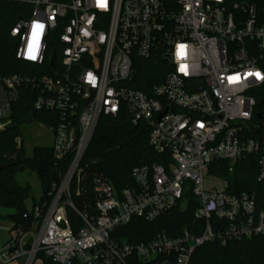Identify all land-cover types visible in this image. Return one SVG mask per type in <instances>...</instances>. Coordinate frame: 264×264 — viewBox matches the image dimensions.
I'll list each match as a JSON object with an SVG mask.
<instances>
[{
	"label": "built area",
	"instance_id": "2783aa9c",
	"mask_svg": "<svg viewBox=\"0 0 264 264\" xmlns=\"http://www.w3.org/2000/svg\"><path fill=\"white\" fill-rule=\"evenodd\" d=\"M0 1L26 6L11 29L17 57L48 58L52 70L0 75V129L28 91L33 109L48 111L37 121L53 133L55 171L0 264H190L206 242L264 234V0ZM154 55L163 78L134 87L136 57ZM124 107L135 125L148 124L158 159L134 166L132 183L117 189L86 153L101 116ZM250 156L257 189L232 192L231 180L209 172L225 161L234 173ZM191 202L192 230L142 241L118 234Z\"/></svg>",
	"mask_w": 264,
	"mask_h": 264
},
{
	"label": "trees",
	"instance_id": "16d2710c",
	"mask_svg": "<svg viewBox=\"0 0 264 264\" xmlns=\"http://www.w3.org/2000/svg\"><path fill=\"white\" fill-rule=\"evenodd\" d=\"M25 7L15 1H0V75L46 74L52 71L48 58L38 64L17 57L18 41L11 34V29L19 17H24ZM54 52L59 59V49ZM136 64L138 72L134 87L148 91V81L158 82L163 78L165 67L158 55L136 57ZM27 94L28 91H22L13 107L11 124L0 129V206L12 209L3 217L10 219L13 227L31 222V218L24 215L30 212L25 199L31 195L32 188L17 183V172L31 169L37 173L43 188L40 199L46 195L55 177L51 146H36L30 156L25 155L23 144L17 146L16 138L21 137V125L31 118L42 120L48 113L33 109V100L28 99ZM149 132L148 124L141 122L135 125L124 107L117 116H101L86 155L98 159L95 170L107 174L114 186L120 189L132 183L131 170L134 166L158 159V154L149 144ZM209 172L231 180L232 192L262 186L256 180L257 168L251 156L239 162L234 173L229 172L225 161L214 162ZM185 196L192 201L191 192L185 193ZM195 205L192 202L183 208L179 205L152 222L134 218L127 225L119 227L118 234L129 241L152 239L159 233L178 236L187 229L192 230ZM44 258L50 264V259ZM73 264L81 263L76 260ZM190 264H264V234L233 240L226 245L206 242L195 249Z\"/></svg>",
	"mask_w": 264,
	"mask_h": 264
},
{
	"label": "rangeland",
	"instance_id": "374dc122",
	"mask_svg": "<svg viewBox=\"0 0 264 264\" xmlns=\"http://www.w3.org/2000/svg\"><path fill=\"white\" fill-rule=\"evenodd\" d=\"M21 138L25 155L30 156L36 146H51L53 143V133L47 126H42L35 118H31L21 125ZM207 177H212L207 175ZM16 181L20 185H30L32 193L25 199L29 210L33 209L43 193L42 184L37 173L31 169H22L16 174ZM3 212H11L12 209L1 206ZM2 213H0L1 215ZM3 214L2 216H5ZM1 239V238H0ZM9 240V239H8ZM7 240V241H8ZM7 241L5 243H7ZM4 243V244H5ZM3 244V245H4ZM1 245L0 249L3 247Z\"/></svg>",
	"mask_w": 264,
	"mask_h": 264
},
{
	"label": "crops",
	"instance_id": "0c3cea01",
	"mask_svg": "<svg viewBox=\"0 0 264 264\" xmlns=\"http://www.w3.org/2000/svg\"><path fill=\"white\" fill-rule=\"evenodd\" d=\"M0 213H2L1 215H3L10 212H3L0 206ZM13 226L14 223L10 219H7L3 216L0 217V247L10 238Z\"/></svg>",
	"mask_w": 264,
	"mask_h": 264
},
{
	"label": "water",
	"instance_id": "95a60500",
	"mask_svg": "<svg viewBox=\"0 0 264 264\" xmlns=\"http://www.w3.org/2000/svg\"><path fill=\"white\" fill-rule=\"evenodd\" d=\"M55 58L56 56L53 55L52 58H51V62H50V65L53 66L54 65V62H55Z\"/></svg>",
	"mask_w": 264,
	"mask_h": 264
},
{
	"label": "snow or ice",
	"instance_id": "6c2138e0",
	"mask_svg": "<svg viewBox=\"0 0 264 264\" xmlns=\"http://www.w3.org/2000/svg\"><path fill=\"white\" fill-rule=\"evenodd\" d=\"M37 28H39L40 26H36Z\"/></svg>",
	"mask_w": 264,
	"mask_h": 264
}]
</instances>
